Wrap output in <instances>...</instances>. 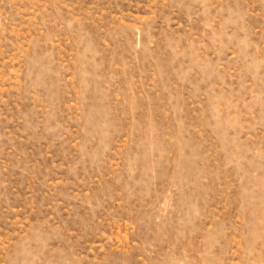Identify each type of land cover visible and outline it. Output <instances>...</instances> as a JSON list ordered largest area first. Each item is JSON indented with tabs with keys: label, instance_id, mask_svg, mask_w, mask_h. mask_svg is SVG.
Returning <instances> with one entry per match:
<instances>
[{
	"label": "rangeland",
	"instance_id": "rangeland-1",
	"mask_svg": "<svg viewBox=\"0 0 264 264\" xmlns=\"http://www.w3.org/2000/svg\"><path fill=\"white\" fill-rule=\"evenodd\" d=\"M0 264H264V0H0Z\"/></svg>",
	"mask_w": 264,
	"mask_h": 264
}]
</instances>
